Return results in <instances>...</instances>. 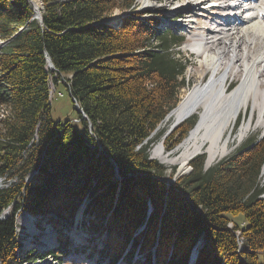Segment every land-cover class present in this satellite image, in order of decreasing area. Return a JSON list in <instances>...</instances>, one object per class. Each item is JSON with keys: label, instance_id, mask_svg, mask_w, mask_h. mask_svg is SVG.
Returning <instances> with one entry per match:
<instances>
[{"label": "trees", "instance_id": "1", "mask_svg": "<svg viewBox=\"0 0 264 264\" xmlns=\"http://www.w3.org/2000/svg\"><path fill=\"white\" fill-rule=\"evenodd\" d=\"M43 2L41 22L32 0H0V264L38 258L21 250V211L57 228L50 255L60 258L69 245L64 228L84 203L80 224L105 233L102 247L92 245L110 264L125 252L127 264H189L199 241L195 264H264V137L250 136L208 168L197 155L175 180V166L170 173L151 156L166 127L152 133L186 84L177 49L185 37L136 11L121 23L105 20L136 0ZM51 77L86 116L75 106V121L53 119ZM194 124L177 126L166 149ZM137 252L142 259L132 263Z\"/></svg>", "mask_w": 264, "mask_h": 264}, {"label": "bare ground", "instance_id": "2", "mask_svg": "<svg viewBox=\"0 0 264 264\" xmlns=\"http://www.w3.org/2000/svg\"><path fill=\"white\" fill-rule=\"evenodd\" d=\"M144 5L151 0H142ZM182 3L188 12L200 11L216 4L217 0H185ZM185 5V6H184ZM252 7L250 8V6ZM242 6V5H241ZM264 0H249L237 17L225 15L208 29L207 35L198 37L189 44L202 58L200 79L185 91L167 121L174 122L188 115L186 120L200 119L182 142L169 154L159 144L154 156L169 165L177 164L185 171L190 160L205 152L207 164L222 157L230 149L231 137L226 132L239 116L251 106L258 111V123L264 124ZM209 8V9H208ZM215 10H212V12ZM206 12V11H205ZM208 16V13L203 14ZM195 18L188 19L192 25ZM240 73L239 82L231 88L229 79ZM206 81L205 77H208ZM252 119L245 121L236 135L242 141L252 127ZM32 215L21 218L30 229L34 226ZM80 230V229H79ZM43 242V241H42ZM50 242V241H49ZM48 242V243H49ZM53 243V242H52ZM50 244H44L50 246Z\"/></svg>", "mask_w": 264, "mask_h": 264}, {"label": "rangeland", "instance_id": "3", "mask_svg": "<svg viewBox=\"0 0 264 264\" xmlns=\"http://www.w3.org/2000/svg\"><path fill=\"white\" fill-rule=\"evenodd\" d=\"M34 2H38V4H44L43 0H33ZM176 0H151L149 7L148 5H144L142 0H136V3L134 5V9L132 8H126V7H116L113 9L110 13H108V16L105 18V20L109 23L117 24L121 23L122 19L131 14L132 11H136L140 13L141 17L144 19H148L150 21V24L155 27V29L163 28L164 30H171L174 33L181 35L185 37V41L182 44L181 48V56L185 58L186 60V69L184 73V80L186 81L184 87H182L178 93L179 101L185 91L190 89L192 86H194L197 81L200 79V72L203 68V65L201 63L202 58L192 47L189 45L193 41H195L196 38L205 37L208 33V29L213 27L211 24L218 21V19L215 17L214 14H211L210 17H201L200 13L201 11H197L196 13V23L194 24V28H190V32L188 33H180L178 29V24L172 23V20H175L174 12L172 9V2H175ZM181 1L179 3H187L185 0H178ZM175 5V3H174ZM185 6V5H184ZM44 8V7H43ZM185 8V7H184ZM149 11V16H147L146 12ZM218 10H215V12ZM213 12V13H215ZM228 13V12H227ZM192 18H194L192 16ZM220 19V18H219ZM193 27V24L191 25ZM212 29V28H211ZM5 41L1 39L0 37V49L5 45ZM194 43V42H193ZM210 76L205 77L206 81L208 80ZM240 79V73H238L236 76H231L229 79V83L231 84V88H233ZM51 86V95L54 93V89L57 86L56 82L53 80V77H51L50 81ZM52 106H51V115L53 119L55 120H72L75 121L76 118L79 116V113L77 109L75 108L73 99L70 95L69 89L64 84H59L57 86V91L52 96ZM252 119L253 124L251 129L248 131V134L245 136V138L241 142H237L236 135L239 132V129L241 125L249 120ZM258 111L256 113H253L252 109V103L248 111H244L237 121L228 129L226 132V136H230L231 143L230 147L238 146L242 142H244L248 137L250 136H259L260 138L264 136V124L258 123ZM193 120L195 119H188ZM186 120V121H188ZM171 124V121H166L163 124H161L162 128L166 127V130L169 129ZM165 130V131H166ZM173 131V130H172ZM171 131V133H172ZM170 133V134H171ZM161 140V139H160ZM160 140H158L151 149L152 157L157 158L154 156V149L157 146V144L160 145ZM164 148L166 151L165 142H164ZM207 158V155H206ZM219 158V157H218ZM217 158V159H218ZM158 159V158H157ZM216 159V160H217ZM214 160L215 162H217ZM161 161V160H160ZM213 161V162H214ZM163 162V161H161ZM212 162V163H213ZM164 163V162H163ZM165 165L169 166L168 172H172V167L175 166L174 170V177L172 180H175L176 178L189 174L192 170V166L188 165L187 169L183 172H181L178 168L179 166L177 164L169 165L167 163H164ZM180 171V172H179ZM262 181H264V168L262 170ZM4 179L0 180V187L4 185ZM86 203L82 204V206L79 208L73 225L68 228L65 227L64 230L66 233L69 234V243L70 246L66 248L65 253H58V257L55 255H50L53 253V251L58 247L59 241H58V232H53L55 230L50 229L51 224L48 222L46 217H38L30 212L21 211L17 217L18 221V234L19 239L21 241L22 247L25 252H30V257L32 255H37L38 258L35 260L29 259L27 262H23L22 264H110V260L108 259H100L98 256L97 251H94V254H91V257L88 255L92 253L93 249V241H95L99 247H102L103 245V238L105 236V233L102 235L96 234L95 236L90 235L89 240L87 241L88 247L86 246L85 250L83 251L82 246L84 247L86 237L88 238V234H85L84 228L81 226L80 222L84 219V211L81 212L83 209H85ZM82 213V214H81ZM32 215L34 218V226L30 229L28 224H24L21 220L24 216ZM235 219L240 222L242 225L244 224V215L239 214L235 216ZM57 229V228H56ZM80 229V230H79ZM43 241V242H42ZM50 241V242H49ZM49 242V243H48ZM53 242V243H52ZM50 246H45L46 244H50ZM45 244V245H44ZM23 251V250H22ZM196 251V250H194ZM21 252V251H20ZM51 252V253H50ZM127 252H125L119 260L115 264H127L128 258H127ZM141 252H137L134 254V257L132 260V263L135 261H140L139 259H142ZM33 257V256H32ZM31 257V258H32ZM130 261V260H129ZM262 261L264 262V257H262ZM155 264V262L153 261ZM152 263V264H153Z\"/></svg>", "mask_w": 264, "mask_h": 264}, {"label": "water", "instance_id": "4", "mask_svg": "<svg viewBox=\"0 0 264 264\" xmlns=\"http://www.w3.org/2000/svg\"><path fill=\"white\" fill-rule=\"evenodd\" d=\"M32 3H33V5H34V10H35V15H34V17L38 18L41 22H43V7H44V4H43V5H42V4H38L37 1L34 2L33 0H32ZM43 3H44V2H43ZM21 29H23V28H21ZM17 34H18V33H17ZM47 59H48L49 67H50L51 69H56L55 64H54V62H53V60H52V58H51V56L49 55L48 52H47ZM73 100L76 102V104H75L76 108H77L80 112L84 113V110H82V108L79 107V103L77 102V99H76V98H73ZM174 109H175V107H174L173 109H171V110L168 112V114L166 115V117H165V119H164V122H166L167 119L172 115V113L174 112ZM84 114H85V113H84ZM85 116H86V114H85ZM187 116H188V115H185L183 118H181V119H177L176 121H174V122H172V123L170 124L169 129H167V130L165 131L164 135L162 136V138H161V140H160V146H161L163 149H165V148H164V142H165V139L168 137V135L171 133L172 130H174V129H175L177 126H179L182 122L186 121ZM199 123H200V119L196 121V123L194 124V126L189 130L188 134H189V133H190L195 127H197V125H198ZM91 126H92V125H91ZM160 127H161V125H159V126L156 128V130L152 133V135H153L156 131H158V130L160 129ZM152 135H151V136H152ZM151 136H150V137H151ZM184 140H185V138H184L181 142H179V143L175 146L174 149L167 151V153H169V154L173 153L175 149H177V148H179V147L181 146V144H182V142H183ZM232 148H233V147H231V148L226 152V154H228V153L232 150ZM204 153H205V152H202V153H200V154H204ZM226 154H225V155H226ZM225 155H223L222 157H224ZM222 157L218 158L217 160L221 159ZM211 164H212V163L207 164V158H206V162H205L206 168L209 167ZM189 166H190V163H189ZM179 172H180V171H179ZM81 212H82V211H81Z\"/></svg>", "mask_w": 264, "mask_h": 264}]
</instances>
